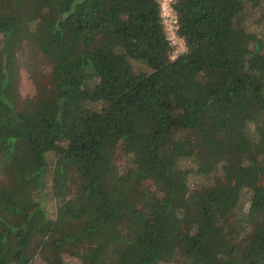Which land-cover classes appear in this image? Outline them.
I'll use <instances>...</instances> for the list:
<instances>
[{"label": "trees", "instance_id": "obj_1", "mask_svg": "<svg viewBox=\"0 0 264 264\" xmlns=\"http://www.w3.org/2000/svg\"><path fill=\"white\" fill-rule=\"evenodd\" d=\"M246 3L264 0H175L172 61L157 0H0V264H264V36L238 23ZM24 45L50 74L22 102Z\"/></svg>", "mask_w": 264, "mask_h": 264}, {"label": "rangeland", "instance_id": "obj_2", "mask_svg": "<svg viewBox=\"0 0 264 264\" xmlns=\"http://www.w3.org/2000/svg\"><path fill=\"white\" fill-rule=\"evenodd\" d=\"M238 23L246 28V30L257 37L264 36V4L261 3L260 7H253L252 5L246 3L245 10L242 13V16L238 18ZM24 49V53L22 54ZM18 60L20 64L19 68V77L17 80L18 84V92L20 96V100L26 101L32 99L36 93L39 86H46L48 75L50 74V65L42 57H37L31 51L30 48L23 46L22 49L17 51ZM22 54V55H21ZM134 68L137 70H145L147 72L151 71L148 67L142 66L138 63L133 64ZM187 137V133L185 132H175L172 137L173 142H177L178 144H184L185 138ZM125 144L121 143L116 151L114 152V163L116 168V173L119 176H126L129 174V157L126 154ZM178 167L180 170L190 169L194 167V163L192 159H182L178 163ZM0 178H2V172L0 169ZM75 179L71 181L72 185H75ZM197 182L196 178H192L189 180L191 185H194ZM71 186V185H70ZM72 187V186H71ZM73 188V187H72ZM74 189V188H73ZM152 188H149L147 185L144 190L149 192ZM250 192H245L242 197V204L244 207V213L247 212L248 201L250 199ZM49 210H55V208L59 205L57 202H52L46 204ZM233 237L237 240H244L245 237L235 236ZM84 252L81 251L82 255ZM75 260V259H74ZM70 260L66 258V264H79L77 261ZM179 256L169 264H180Z\"/></svg>", "mask_w": 264, "mask_h": 264}, {"label": "built area", "instance_id": "obj_3", "mask_svg": "<svg viewBox=\"0 0 264 264\" xmlns=\"http://www.w3.org/2000/svg\"><path fill=\"white\" fill-rule=\"evenodd\" d=\"M157 2L166 39L172 48L170 59L173 61L186 51L184 41L178 35V20L172 7L175 0H157Z\"/></svg>", "mask_w": 264, "mask_h": 264}]
</instances>
